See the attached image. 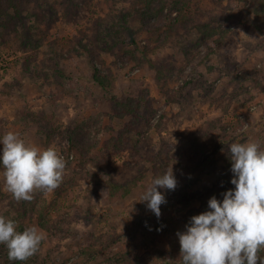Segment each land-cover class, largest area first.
Masks as SVG:
<instances>
[{"label":"rangeland","instance_id":"rangeland-1","mask_svg":"<svg viewBox=\"0 0 264 264\" xmlns=\"http://www.w3.org/2000/svg\"><path fill=\"white\" fill-rule=\"evenodd\" d=\"M173 1L17 0L9 13L20 11V20L7 27L0 17V136L18 131L29 144H54L67 161L59 190L37 189L31 200L13 197L0 167V215L18 221L19 231L43 230L39 264L82 262L84 247L93 264H109L113 252L130 253V264H180L177 236L126 235L153 213L141 201L144 189L172 166L177 186L192 187L188 206L169 207L185 219L234 186L231 142L264 146V0H189L187 16L168 29ZM210 50L216 54L206 58ZM172 93L177 100L168 103ZM129 100L140 107L115 115ZM100 113L103 127L123 132L131 147L101 154L109 131L94 150L98 160L66 154L69 141L59 134ZM110 181L134 186L112 195ZM116 235L122 242L109 246ZM7 254L0 244V262Z\"/></svg>","mask_w":264,"mask_h":264},{"label":"clouds","instance_id":"clouds-1","mask_svg":"<svg viewBox=\"0 0 264 264\" xmlns=\"http://www.w3.org/2000/svg\"><path fill=\"white\" fill-rule=\"evenodd\" d=\"M231 184L235 187L213 195L207 210L190 217L177 232L181 264H264V147L257 140L228 145ZM67 161L57 147L29 144L18 131L0 136V167L6 189L16 200H31L37 190L52 191L63 180ZM173 167L156 175L142 192L141 201L157 217L166 203L164 190H174ZM18 221L0 215V244L10 260L25 261L45 239L32 225L19 231Z\"/></svg>","mask_w":264,"mask_h":264},{"label":"trees","instance_id":"trees-1","mask_svg":"<svg viewBox=\"0 0 264 264\" xmlns=\"http://www.w3.org/2000/svg\"><path fill=\"white\" fill-rule=\"evenodd\" d=\"M17 0H0V17L4 15L7 19V27L9 24H13L16 21H19L20 11L17 13H9V10L11 8H15L17 10L16 2ZM189 0H175L173 1L169 8L170 13L175 12L177 15L175 18H172L171 16H167L166 20L163 23V26H166L168 29L174 28L176 23H179L183 17H186V11H187V5L186 2ZM165 5L163 4V7H161V11H163ZM147 10H150L147 8ZM146 15H151L150 11L145 12ZM151 23H148L150 25ZM156 31H160V27H154ZM215 53V51L210 50L206 58L212 57ZM154 68H156L159 75L162 74V69L156 63H153ZM94 79L101 85L105 86L108 82L107 77H103L100 75V71L95 68L94 73ZM191 80L186 81L185 84H190ZM177 93V92H175ZM172 93L170 95H167V101L168 103L175 102L177 100L176 94ZM140 105L138 102L129 100L127 102L118 103L116 105L115 115L119 116L120 118L126 117L128 113H134L136 109H138ZM103 114H97L90 116L89 118L82 121L75 129H70L68 131H65L63 133L59 134L60 140H68L69 146L64 150L66 154H69V152L74 149L78 151L80 154L88 155V158L93 160H98L100 154H95L96 151H94L98 146L101 144L103 138L105 135L108 134L110 131L111 134L106 137L105 142L103 143V148H98V151L100 150L101 154L110 152L114 153L118 150H123L125 148L131 147V144L128 143L125 140L124 133L116 132L114 133L113 129L111 127H103ZM165 114L161 116L159 121L157 122V126L160 127L164 120H165ZM133 124V122H132ZM264 145V144H262ZM264 147V146H263ZM97 150V149H96ZM227 163L231 166L230 157H227ZM134 184V183H133ZM128 183H120L115 181L109 182V188L112 195H116L119 191H123L124 194L129 193L133 185ZM133 185V186H132ZM235 186H230L228 189L234 188ZM59 190V187H57ZM61 189V188H60ZM226 190V191H227ZM61 192V191H60ZM192 187L190 184L184 185V186H177L174 190H166L167 198L166 203L162 204L161 207V215L157 217L154 213L150 215L148 218H140L136 219L132 226L129 227L126 231L127 236H134L137 233H141L142 235H149L152 234L153 231H155V234L152 235L153 242H158L162 239L163 236L169 233V236H177V232L184 231L185 225L188 223L189 219L193 215L200 214L201 212L205 211L208 207L206 204L203 205V207L199 209H190L189 210V216L185 217L183 219L182 215L177 217L178 211L170 212L169 207L183 205L186 207L189 205V202L192 200ZM180 210V209H178ZM181 212V210H180ZM41 219L44 221L49 220V214L48 212L41 216ZM153 221H157V224L153 226ZM153 222V223H152ZM44 226L47 227V224L44 223ZM48 228V227H47ZM124 235H116L114 237H110L106 240V243L109 246H115L122 242ZM178 237V236H177ZM179 239V238H178ZM107 245V246H108ZM83 255L85 256L84 261L82 262H75L74 264H93L89 259V252L90 248L84 247L83 250H81ZM180 253V249H179ZM129 254L127 252H118V253H112L111 258L109 259V264H130L129 263ZM168 254L173 255L172 252H169ZM180 255V254H179ZM40 262V252L39 250L31 257H29L25 261H19V260H10L8 258V254L6 255V258L4 261H1L0 264H39ZM179 263L181 264V260L179 259Z\"/></svg>","mask_w":264,"mask_h":264}]
</instances>
